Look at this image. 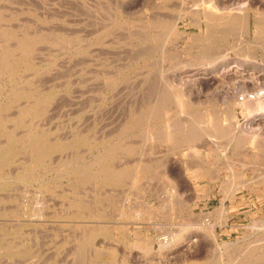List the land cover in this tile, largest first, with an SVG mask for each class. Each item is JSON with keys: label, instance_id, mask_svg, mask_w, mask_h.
<instances>
[{"label": "rangeland", "instance_id": "obj_1", "mask_svg": "<svg viewBox=\"0 0 264 264\" xmlns=\"http://www.w3.org/2000/svg\"><path fill=\"white\" fill-rule=\"evenodd\" d=\"M263 12L0 0V264H264Z\"/></svg>", "mask_w": 264, "mask_h": 264}, {"label": "bare ground", "instance_id": "obj_2", "mask_svg": "<svg viewBox=\"0 0 264 264\" xmlns=\"http://www.w3.org/2000/svg\"><path fill=\"white\" fill-rule=\"evenodd\" d=\"M213 5H214V4H213ZM204 6H205V5H204ZM205 7H206V6H205ZM210 8H211V7H210ZM207 9H209V8H207ZM212 9H213V8H212ZM227 9H228V8H227ZM197 10H198V9H197ZM215 10H216V8H214L213 10H210V9H209V10L206 11V13H208V12H210V13H211V12H213V13H214V12H215V13L218 12V10H216V11H215ZM195 11H196V10H195ZM203 12H204V11H203ZM221 12H222V11H221ZM216 14H217V13H216ZM263 14H264V12H263ZM210 15H211V14H210ZM238 15H239V14H238ZM255 15H257V14H255ZM204 16H205V15H204ZM220 16H221V14H220ZM239 16H240V15H239ZM257 16H258V15H257ZM217 17H219V14H218ZM224 17H226V16H224ZM243 17H245V16H243ZM180 18H182V17L180 16ZM211 18H212V17H211ZM211 18H210V19H211ZM214 18H216L215 15H214L213 19H214ZM232 18H233V17H232ZM238 18H239V17H238ZM253 18H254V17H253ZM257 18H258V17H257ZM259 18H260V17H259ZM183 19H184V18H183ZM193 19H194V18H193ZM197 19H198V18H197ZM219 19H220V17H219ZM245 19H246V18H245ZM254 19H255V18H254ZM201 20H202V19H201ZM214 20H215V19H214ZM216 20H217V19H216ZM243 20H244V18H243ZM209 21H210V20H209ZM207 22H208V21H207ZM216 22H217V21H216ZM238 22H239V21H238ZM258 22H259V21H258ZM261 22H262V21H261ZM209 23H211V22H209ZM212 23H213V21H212ZM177 24H178V23H177ZM247 24H248V23H247ZM262 27L264 28V26H262ZM260 28H261V27H260ZM261 29H262V28H261ZM247 30H248V29H247ZM257 30H258V29H257ZM261 32H262V31H261ZM263 34H264V33H263ZM32 39H33V38H32ZM24 40H25V39H24ZM24 40H23V41H24ZM23 41H22V42H23ZM33 42H34V41H33ZM31 43H32V42H31ZM22 44H23V43H22ZM16 45H17V44H16ZM28 45H29V44H28ZM30 45H32V44H30ZM30 45H29V46H30ZM4 46H6V45H4ZM20 46H22V45H20ZM26 46H27V45H26ZM30 47H31V46H30ZM232 47H233V46H232ZM10 49H11V47H10ZM227 49H228V47H227ZM227 49H226V50H227ZM243 49H244V48H243ZM12 50H13V49H12ZM22 50H23V49H22ZM24 50H25V49H24ZM3 51H4V50H3ZM5 51H6V50H5ZM8 51H9V50H8ZM224 51H225V50H224ZM232 51H236V50L234 49V50H232ZM22 52H23V51H21V53H22ZM227 52H228V50H227ZM230 52H231V51H230ZM8 53H9V52H8ZM29 53H30V52H29ZM11 54H12V53H11ZM16 54H17V53H16ZM224 54H225V53H224ZM4 55L6 56V53H5ZM227 55H228V54H227ZM2 56H3V54H2ZM2 56H1V57H2ZM5 56H4V57H5ZM6 57H7V56H6ZM15 57H16V55H15ZM222 57H223V56H221V58H222ZM12 59H14V57L11 58V61H12ZM15 59H16V58H15ZM15 59H14L13 61H15ZM7 60H9V59L7 58ZM18 60H19V59H18ZM217 60H218V59H217ZM0 61H1V60H0ZM4 61H5V60H4ZM9 61H10V60H9ZM232 62H233V61H232ZM6 63H8V62H6ZM12 63H13V62H12ZM19 63H20V62H19ZM19 63H18V64H19ZM18 64H16V65H18ZM3 66H4V65H3ZM14 66H15V65H14ZM18 66H19V65H18ZM18 66H17V67H18ZM15 67H16V66H15ZM231 67H232V66H231ZM7 68H8V67H7ZM219 68H220V67H219ZM9 69H11V68H9ZM14 69H15V68H14ZM16 69H17V68H16ZM3 70H4V69H3ZM18 70H19V69H18ZM9 72H11V71H9ZM16 72H17V71H16ZM220 72H221V71H220ZM12 73H13V72H12ZM12 73H11V74H12ZM3 74H4V73H3ZM9 74H10V73H9ZM12 75H13V74H12ZM12 75H11V76H12ZM30 80H31V79H30ZM13 87H14V86H13ZM25 88H26V87H25ZM29 89H30V88H29ZM29 89H28V91H29ZM34 89L36 90V88H34ZM40 90H41V89H40ZM169 90H172V89H169ZM12 91H14V90H12ZM23 91H24V90H23ZM41 91H43V90H41ZM164 91H165V90H164ZM20 92H21V91H20ZM166 92H168V89L166 90ZM166 92H165V94H166ZM171 92H172V91H171ZM238 92H239V91H238ZM37 93H38V92H37ZM39 93H40V92H39ZM39 93H38V94H39ZM172 93H173V92H172ZM241 93H242V92H241ZM14 94H15V92H14ZM16 94H17V93H16ZM21 94H22V92H21ZM45 94H47V93H45ZM18 95H19V94H18ZM34 95H35V94H34ZM36 95H37V94H36ZM43 95H44V94H43ZM163 95H164V93H163ZM238 95H239V94H238ZM11 96H12V95H11ZM20 96H21V95H20ZM50 96H51V95H50ZM165 96H166V95H165ZM243 96H244V95H243ZM243 96H242V97H243ZM12 97H13V96H12ZM27 97H28V96H27ZM43 97H45V96H43ZM236 97H237V96H236ZM245 97H246V96H245ZM10 98H11V97H10ZM49 98H50V97H49ZM31 99H33V98L30 97V100H31ZM45 99H46V97H45ZM163 99H164V98H163ZM166 99H167V98H166ZM245 99H246V98H245ZM15 100H16V99H15ZM17 100H20V99H17ZM17 100H16V101H17ZM30 100H29V101H30ZM46 100H47V99H46ZM234 100H235V99H234ZM241 100H243V101H236V102H235V105H237V104H238V105H239V104H240V105L244 104V106L248 109L247 111L250 112V113H251V112H252V113H253V112L255 113V112H257V111H259V115H261V114L264 113V102L259 101L258 104H257V106L254 107V106H252V105H248V106H247V101H246V100L244 101L243 98H242ZM41 101H42V100L40 99L39 102H41ZM44 101H45V100H43V102H44ZM232 101H233V100H232ZM35 102H36V101H35ZM45 102H46V101H45ZM159 102L161 103V101H159ZM159 102H158V103H159ZM27 103H28V102H27ZM29 103H31V102H29ZM229 103H230V101H229ZM12 104H13V103H12ZM1 105H2V104H1ZM8 105H9V104H8ZM34 105H35V104H34ZM162 105H163V104H162ZM182 105H183V103H182ZM229 105H230V104H229ZM6 106H7V105H6ZM24 106H25V105H24ZM35 106H37V105H35ZM43 106H44V105H43ZM43 106H42V107H43ZM160 106H161V105H160ZM184 106H185V104H184ZM226 106H227V105H226ZM244 106H243V107H244ZM18 107H19V106H18ZM29 107L31 108V106H29ZM158 107H159V105H158ZM162 107H163V106H162ZM187 107H188V105H187ZM4 108H5V107H4ZM160 108H161V107H160ZM182 108H183V107H182ZM188 108H189V107H188ZM191 108H192V107H191ZM194 108H195V107H194ZM227 108H228V107H227ZM6 109H7V108H6ZM6 109H4V110H6ZM8 109H9V108H8ZM44 109H45V107H44ZM224 109H225V108H224ZM1 110H2V108H1ZM1 110H0V112H1L0 114L2 115L3 113H2ZM20 110H21V109H20ZM32 110H33V109H32ZM255 110H256V111H255ZM193 111H194V110H192V112H193ZM199 111H200V110H199ZM22 112H23V111H22ZM35 112H37V111H35ZM35 112H34V113H35ZM224 112H225V111H224ZM13 113H14V112H13ZM26 113H27V112H26ZM30 113H31V112H30ZM199 113H201V111H200ZM199 113H198V111H197V114H199ZM19 114H20V113H19ZM21 114H22V113H21ZM21 114H20V115H21ZM32 114H33V113H32ZM197 114H196V115H197ZM201 114H202V113H201ZM201 114H199V115H201ZM210 114H211V113H210ZM217 114H218V113H217ZM26 115H27V114H26ZM30 115H31V114H30ZM190 115H191V114H190ZM192 115L194 116V113H193ZM192 115H191V116H192ZM224 115H227V114L224 113ZM11 116H12V115H11ZM13 116H14V115H13ZM16 116H17V115H16ZM203 116H204V115H203ZM209 116H210V115H209ZM211 116H212V114H211ZM216 116H218V115H216ZM8 117H9V116H8ZM23 117H24V115H23ZM23 117H22V118H23ZM200 117H201V116H200ZM214 117H215V115H214ZM223 117H224V116H223ZM227 117H228V116H227ZM233 117H234V115H232V118H233ZM1 118H2V117H1ZM16 118H17V117H16ZM34 118H35V117H33V119H34ZM194 118H196V116H195ZM194 118H192L193 121H194ZM203 118H204V117H203ZM255 118H257V117H255ZM27 119H29V118H27ZM27 119H25V120H27ZM31 119H32V117H31ZM35 119H36V118H35ZM196 119H197V118H196ZM201 119H202V117H201ZM8 120H10V119L8 118ZM190 120H191V119H190ZM212 121H214V120H212ZM215 121H216V120H215ZM250 121H251V120H250ZM253 121H254V119H253ZM1 122H2V121H1ZM1 122H0V123H1ZM27 122H28V121H27ZM30 122H31V120H30ZM35 122H36V121H35ZM35 122H34V123H35ZM184 122H185V121H184ZM188 122L191 123L192 121H189V120H188L187 123H188ZM216 122H217V121H216ZM216 122H215V125H217ZM238 122H239V121H238ZM2 123L4 124V122H2ZM18 123H19V122H18ZM22 123H23V122H22ZM28 123H29V122H28ZM28 123H27V124H28ZM182 123H183V122H182ZM189 123H188L187 125H188V127H189V129H190L191 125H189ZM193 123H195V122H193ZM193 123H192V125H193ZM196 123H197V125H198V122H196ZM213 123H214V122H213ZM217 123H219V122H217ZM249 123H250V122H248V124L246 125V126H247L246 129H248V127H249V131H250L252 128L250 129V124H249ZM23 124H26V123H23ZM36 124H37V122H36ZM170 124H172V123H170ZM170 124H169V125H170ZM0 125H1V124H0ZM28 125H29V124H28ZM28 125H26V126H28ZM34 125H35V124H34ZM37 125H38V124H37ZM132 125H133V124H132ZM176 125H177V124H176ZM183 125H184V124H183ZM183 125L181 124V129H182ZM197 125L195 126V124H194L193 127H196V129H197V128L199 129V127H198L199 125H198V126H197ZM236 125H239V123H237ZM7 126H8V125H7ZM26 126H25V127H26ZM30 126H31V125H30ZM32 126H33V125H32ZM179 126H180V125H179ZM179 126L177 125V127H179ZM185 126H186V125H185ZM219 126H220V123H219ZM8 127H9V126H8ZM34 127H35V126H34ZM170 127H171V126H168V128H169L170 131H171V129L173 128V125H172V128H170ZM177 127H176V129H177ZM188 127L186 126V128H188ZM214 127H215V126H213V128H214ZM29 128H30V127L28 126V128H26V130L29 129ZM179 128H180V127H179ZM211 128H212V126H211ZM215 128H216V127H215ZM39 129H40V128H39ZM39 129H38V130H39ZM173 129H174V128H173ZM189 129H187V130H189ZM191 129H192V127H191ZM191 129H190V130H191ZM193 129H195V128H193ZM200 129H201V127H200ZM206 129H207V128H206ZM244 129H245V127H244ZM244 129H243V130H244ZM8 130H9V129H8ZM11 130H12L11 132H13V129H11ZM33 130H34V129H33ZM38 130H37V131H38ZM201 130H203V128H202ZM220 130H221V129H220ZM223 130H224V129H223ZM223 130H221V131H223ZM243 130H242V131H243ZM252 130H253V129H252ZM5 131H7V130H5ZM42 131H43V130H42ZM173 131H174V130H173ZM195 131H196V130H195ZM197 131H200V130H197ZM197 131H196V132H197ZM204 131H205V129H204ZM210 131H211V130H210ZM212 131H214V129H213ZM224 131H225V130H224ZM231 131H232V132L230 133V135H233V134L236 133V132H234L233 130H231ZM8 132H9V131H8ZM14 132H15V131H14ZM180 132H181V131H180ZM186 132H187V131H186ZM188 132H189V131H188ZM218 132H219V130H218ZM218 132H217V133H218ZM226 132H227V130H226ZM229 132H230V131H229ZM240 132H241V130H240ZM33 133H34V132H33ZM172 133H173V132H172ZM175 133L177 134V132H175ZM190 133H192V134L194 133L193 136H195V132L190 131ZM223 133H224V132H221V135H220V136H224V135H222ZM8 134H9V133H8ZM8 134H7V135H8ZM11 134L13 135V133H11ZM14 134H17V133H14ZM38 134H39V133H38ZM41 134H42V133H41ZM180 134H181V133H180ZM197 134H198V132L196 133V135H197ZM199 134L202 135L203 133H200V132H199ZM215 134H216V133H215ZM219 134H220V133H219ZM227 134H228V133H227ZM227 134H225V137L227 136ZM245 134L247 135V134H249V133L245 132ZM255 134H256V133H255ZM9 135H10V134H9ZM22 135H23V134H22ZM34 135H36V134H34ZM173 135H174V134H173ZM201 135H199V136H201ZM28 136H30V135H28ZM32 136H33V135H32ZM38 136H39V135H38ZM180 136H181V135H180ZM180 136H178V137H180ZM199 136L197 135V137H199ZM236 136H237V135H236ZM240 136L242 137L243 135H240ZM250 136H252L251 133H250L249 137H250ZM6 137H7V136H6ZM6 137H5V138H6ZM24 137L26 138L25 134H24ZM33 137H34V136H33ZM36 137H37V136H36ZM173 137H174V138H178V137H175V136H173ZM185 137L187 138V135H184V137H182V139H183V138L185 139ZM195 137H196V136H195ZM202 137H203V135H202ZM227 137H228V136H227ZM244 137H246V136H244ZM244 137H242V139H241L240 137H239V138H240V140L244 141L245 139H247V138H244ZM14 138H15V137H14ZM34 138H35V137H34ZM52 138H53V137H52ZM188 138H189V135H188ZM192 138H193V137H192ZM235 138H236V137H235ZM11 139H12V138H11ZM18 139H19V138H18ZM23 139H24V138H23ZM26 139H27V138H26ZM30 139H31V138H30ZM32 139H33V138H32ZM32 139H31V140H32ZM50 139H51V138H50ZM50 139H49V141H50ZM61 139H62V138H61ZM61 139L59 138V140H61ZM77 139H78V138H77ZM84 139H85V138H84ZM195 139H196V138H195ZM199 139H201V138L199 137ZM199 139H197V140H199ZM232 139H234L233 136H232ZM237 139H238V138H237ZM237 139H236V140H237ZM248 139H249V138H248ZM9 140H10V139H9ZM21 140H22V138H21ZM24 140H25V139H24ZM39 140H40V139H38V141H39ZM59 140H58V141H59ZM63 140H64V138H63ZM63 140H62V141H63ZM185 140H186V139H185ZM190 140H191V139H190ZM230 140H231V139H230ZM0 141H1V140H0ZM4 141H5V139H4ZM6 141H7V140H6ZM22 141H23V140H22ZM52 141H53V140H52ZM62 141H60V142L62 143ZM75 141H76V140H75ZM173 141H175V140H173ZM178 141H180V138L178 139ZM183 141H184V140H183ZM195 141H196V140H195ZM201 141H202V140H201ZM231 141H233V140H231ZM7 142H8V141H7ZM25 142H26V141H25ZM42 142H43V140H42ZM56 142H57V141H56ZM66 142H67V141H66ZM82 142H83V141H82ZM186 142H187V141H186ZM237 142H239V141H237ZM23 143H24V142H23ZM177 143H178V142H177ZM179 143H181V145H182L183 142L181 141V142H179ZM179 143H178V144H179ZM188 143H189V139H188ZM235 143H236V142H235ZM31 144H32V143H31ZM36 144H37V143H36ZM44 144L46 145L45 142H44ZM52 144H54V143H52ZM63 144H64V143H63ZM83 144H84V143H83ZM183 144H184V143H183ZM185 144L187 145V143H185ZM185 144H184V145H185ZM193 144H194V143H193ZM193 144H190V146L193 145ZM198 144H199V143H198ZM8 145H10V144H8ZM13 145H14V144H13ZM16 145H17V144H16ZM18 145H19V144H18ZM18 145H17V146H18ZM22 145H23V144H22ZM33 145H34V144H33ZM54 145H55V144H54ZM54 145H53V146H54ZM61 145H62V144H61ZM69 145H70V144H69ZM74 145H75V144H74ZM87 145H88V144H87ZM89 145H90V144H89ZM181 145H180V146H181ZM11 146H12V145H11ZM39 146H40V145H39ZM39 146H37V147L39 148ZM41 146H42V143H41ZM53 146H52V147H53ZM71 146H72V143H71ZM238 146H239V145H238ZM14 147H15V146H14ZM14 147H13V149H15ZM20 147H21V146H20ZM34 147H35V145H34ZM43 147H44V146H43ZM57 147H58V146H57ZM57 147H55L56 150H57ZM60 147H62V146H60ZM41 148H42V147H41ZM205 148H206V147H205ZM13 149H11V150H13ZM43 149H45V147H44ZM48 149H50V148H48ZM53 149H54V148H53ZM59 149H60V148H59ZM59 149H58V150H59ZM178 149H179V147H178ZM242 149H243V148H242ZM27 150H28V148H27ZM38 150H40V148H39ZM51 150H52V149H51ZM56 150H55V151H56ZM58 150H57V151H58ZM104 150H105V149H104ZM107 150H108V149H107ZM112 150H113V149H112ZM112 150H110V151H112ZM5 151H6V150H5ZM20 151H21V150H20ZM20 151H19V152H20ZM35 151H36V149H35ZM45 151H49V150H45ZM215 151H216V150H215ZM13 152H14V151H13ZM21 152H22V151H21ZM24 152H25V151H24ZM53 152H54V151H53ZM53 152H52V153H53ZM211 152H212V150H211ZM26 153H29V152L26 151ZM33 153H34V152H33ZM35 153H36V152H35ZM35 153H34V154H35ZM38 153H39V152H38ZM38 153H37V154H38ZM106 153H107V152H106ZM113 153H115V152H113ZM113 153H112V156L114 155ZM16 154H18V153H16ZM42 154H43V153H42ZM42 154H41V155H42ZM47 154L49 155V153H47ZM4 155H6V154H4ZM27 155H28V154H27ZM31 155H32V154H31ZM50 155H51V153H50ZM50 155H49V156H50ZM99 155H100V154H99ZM102 155L105 156V154H102ZM8 156H9V155H8ZM49 156H48V157H49ZM40 157H41V156H40ZM44 157H45V156H44ZM81 157H82V156H81ZM98 157H99V156H98ZM100 157H101V156H100ZM106 157H107V156H106ZM108 157L110 158V156H108ZM28 158H29V155H28ZM79 158H80V157H79ZM102 158H103V157H102ZM5 159H6V158H5ZM32 159H33V158H32ZM36 159H37V158H36ZM76 159H78V157H77ZM81 159H82V158H81ZM81 159H80V161H81ZM94 159H96V158L94 157ZM44 160H47V159L44 158ZM74 160H75V159H74ZM74 160H73V161H74ZM78 160H79V159H78ZM88 160H89V159H88ZM108 160H109V159H108ZM35 161H36V160H35ZM80 161H79V162H80ZM96 161H97V160H96ZM103 161H104V160H103ZM32 162H33V161H32ZM63 162H64V161H63ZM79 162H78V163H79ZM101 162H102V161H101ZM125 162H126V161H125ZM242 162H243V161H242ZM33 163H34V162H33ZM61 163H62V162H61ZM65 163H66V162H64V164H65ZM68 163H69V162H68ZM76 163H77V162H76ZM87 163H88V162H87ZM97 163H98V162H97ZM99 163H100V162H99ZM99 163H98V164H99ZM104 163H105V162H103V164H104ZM74 164H75V163H74ZM88 164H89V163H88ZM103 164H102V166H103ZM200 164H201V163H200ZM36 165H37V164H36ZM42 165H43V164H42ZM65 165H66V164H65ZM65 165H63V166H65ZM69 165H70V163H69ZM71 165H72V163H71ZM90 166H91V165H90ZM110 166H111V165H110ZM241 166H242V165H241ZM72 167H73V166H72ZM97 167H98V166H97ZM97 167L95 166V168H97ZM104 167H105V166H104ZM191 167H192V166H191ZM66 168H67V167H66ZM81 168H82V167H81ZM92 168H93V167H91L90 170H92ZM109 168H110V167H109ZM112 168L114 169V167H112ZM137 168H138V167H137ZM3 169H4V168H3ZM68 169H70V168H68ZM73 169H74V168H73ZM75 169H76V167H75ZM97 169H98V168H97ZM115 169H116V167H115ZM119 169H120V168H119ZM122 169H123V167H122L121 170H119V171H122ZM134 169H135V168H134ZM147 169H148V168H147ZM62 170L64 171L65 169L63 168ZM124 170H125V169H124ZM129 170H130V168H129ZM0 171H1V170H0ZM39 171H40V170H39ZM119 171H116V172H119ZM144 171H145V169H144ZM148 171H149V170H148ZM148 171H147V172H148ZM1 172H2V171H1ZM3 172H4V171H3ZM5 172H6V171H5ZM66 172H67V171H66ZM82 172H83V171H82ZM82 172H80V173H82ZM84 172H85V170H84ZM84 172H83V173H84ZM91 172H92V171H91ZM101 172H102V169H101ZM108 172L110 173V171H108ZM125 172H126V171H125ZM142 172H143V171H142ZM12 173H13V172H12ZM70 173H71V171H70ZM92 173H94V172H92ZM102 173H103V172H102ZM131 173H132V172H131ZM173 173H174V174L176 173L175 170H174ZM173 173H172V174H173ZM177 173H178V172H177ZM71 174H73V173H71ZM75 174H76V172H75ZM77 174H79V173H77ZM89 174H90V173H89ZM94 174H95V173H94ZM94 174H93V175H94ZM112 174H113V172H112ZM119 174H121V173H119ZM119 174H118V175H119ZM132 174H133V173H132ZM2 175H3V174H2ZM85 175H86V174H85ZM90 175H92V174H90ZM96 175H97V174H96ZM118 175H117V176H118ZM121 175H122V174H121ZM99 176H101V175L99 174ZM117 176H116V177H117ZM175 176L177 177V175H175ZM261 176H262V175H261ZM22 177H23V176H22ZM126 177H128V175H126ZM126 177H125V178H126ZM131 177H132V176H131ZM178 177H179V176H178ZM182 177H183V176H181V178H182ZM2 178H3V177H2ZM32 178H33V177H32ZM91 178H92V177H91ZM102 178H104V177H102ZM106 178H107V176H106ZM113 178H114V177H113ZM9 179H11V178H9ZM12 179H13V178H12ZM14 179H15V178H14ZM33 179H35V178H33ZM75 179H76V178H75ZM77 179H78V178H77ZM93 179H94V178H93ZM121 179H122V177H121ZM123 179H124V178H123ZM182 179H183V178H182ZM35 180H36V179H35ZM71 180H72V179H71ZM89 180H90V179H89ZM103 180H104V179H103ZM107 180H109V179H107ZM107 180H106V181H107ZM111 180H112V179H111ZM36 181H37V180H36ZM36 181H35V182H36ZM74 181H75V180H74ZM86 181L88 182V179H87ZM95 181H96V180H95ZM97 181H98V180H97ZM93 182H94V181H93ZM99 182H100V181H99ZM99 182H97V183H99ZM103 182H104V181H103ZM174 182H175V181H174ZM177 182H179L180 184L182 183L181 181H179V179L177 180ZM83 183H84V182H83ZM243 183H244V182H243ZM77 184H78V181H77ZM81 184H82V182H81ZM178 185H179V184H178ZM48 188H49V187H48ZM186 189H187V188H186ZM50 190H51V189H50ZM172 190H173V189H172ZM177 193H178V192H177ZM175 194H176V193H175ZM172 197H173V195H172ZM170 200H171V199H170ZM175 200H176V199H175ZM167 201H168V200H167ZM166 203H167V202H166ZM169 203H171V202L169 201ZM76 209H77V208H76ZM78 211H79V210H78ZM82 211H83V210H82ZM16 230H17V229H16ZM95 231H96V230H95ZM181 234H182V233H181ZM181 234H180V235H181ZM182 235H183V234H182ZM263 235H264V234H263ZM165 236H166V235H165ZM165 236H164V237H165ZM169 237H170V236H169ZM169 237H168V238H169ZM260 237H261V236H260ZM170 238H171V237H170ZM166 239H167V238H166ZM256 239H257V238H256ZM160 242H161V243H165V239H162V237H161ZM160 242H159V243H160ZM170 242H171V241H170ZM168 243H169V242H168ZM168 243H167V244H168ZM160 246H161V245H160ZM165 246H166V245H165ZM167 246H168V245H167ZM176 246H177V245H176ZM161 247H162V246H161ZM162 248H163V247H162ZM159 249H160V247H159ZM148 250H149V249H148ZM160 251H161V250H160ZM163 251H165V250H163ZM110 253H112V252L110 251ZM114 253H117L116 250H115ZM114 253H112V254H114ZM102 254H103V253H102ZM162 254H163V253H162ZM98 255H99V254H98ZM115 256H116V255H115ZM168 256H169V255H168ZM110 257H111V256H110ZM167 259H168V258H167ZM173 259H174V258H173ZM186 259H187V258H186ZM188 260H189V258H188ZM118 261H119V260H118ZM169 261H170V260H169ZM172 261H173V260H172ZM176 261H177V260H176ZM183 261H184V260H183ZM185 261H186V260H185ZM106 262H107V261H106ZM167 262H168V261H167ZM170 262H171V261H170ZM180 262H181V261H180ZM261 262H262V261H261ZM121 263H122V262H121ZM123 263H124V262H123ZM168 264H169V263H168ZM171 264H172V263H171Z\"/></svg>", "mask_w": 264, "mask_h": 264}]
</instances>
